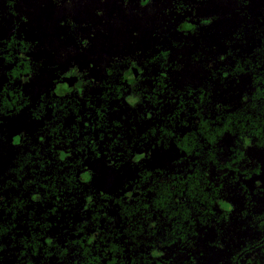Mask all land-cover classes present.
Wrapping results in <instances>:
<instances>
[{
    "label": "trees",
    "instance_id": "obj_1",
    "mask_svg": "<svg viewBox=\"0 0 264 264\" xmlns=\"http://www.w3.org/2000/svg\"><path fill=\"white\" fill-rule=\"evenodd\" d=\"M239 8L95 80L43 62L54 26L87 43L60 0H0V264H264V0Z\"/></svg>",
    "mask_w": 264,
    "mask_h": 264
},
{
    "label": "rangeland",
    "instance_id": "obj_2",
    "mask_svg": "<svg viewBox=\"0 0 264 264\" xmlns=\"http://www.w3.org/2000/svg\"><path fill=\"white\" fill-rule=\"evenodd\" d=\"M60 2L61 18L66 14L71 15L72 21L79 26L81 39L87 43L76 40L63 26H54L47 34L49 39L43 44L46 50L43 62L56 64L62 70L72 65L78 69L86 67L95 80L105 74L104 67L114 58L137 53L140 59H144L165 48H172L173 57H180L181 49L175 47L174 43L181 44V41L184 43L189 40V37L181 34L179 28L186 19L195 16H221L228 11L240 13V0H152L147 6L127 0ZM181 48L186 50L187 47L182 45ZM57 50L58 55H55L54 60L48 52ZM43 68L50 71L46 65ZM186 71L187 66L181 70L171 69V80L183 84L198 76L197 68L187 75ZM55 77L57 76L53 72L39 83L45 85Z\"/></svg>",
    "mask_w": 264,
    "mask_h": 264
},
{
    "label": "flooded vegetation",
    "instance_id": "obj_3",
    "mask_svg": "<svg viewBox=\"0 0 264 264\" xmlns=\"http://www.w3.org/2000/svg\"><path fill=\"white\" fill-rule=\"evenodd\" d=\"M151 2H152V1H151ZM151 2H150V3H151ZM150 3H149V4H150ZM142 6H147V5H142ZM117 220H119V219H118V218H115V221H114V224H113L114 226H115V223H116V225L119 223V221H117Z\"/></svg>",
    "mask_w": 264,
    "mask_h": 264
}]
</instances>
